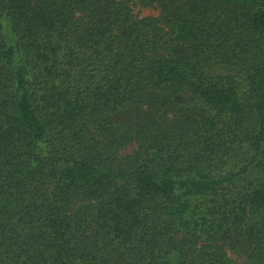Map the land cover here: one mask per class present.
<instances>
[{
  "label": "trees",
  "instance_id": "trees-1",
  "mask_svg": "<svg viewBox=\"0 0 264 264\" xmlns=\"http://www.w3.org/2000/svg\"><path fill=\"white\" fill-rule=\"evenodd\" d=\"M138 2L0 0V264H264V0Z\"/></svg>",
  "mask_w": 264,
  "mask_h": 264
},
{
  "label": "rangeland",
  "instance_id": "rangeland-1",
  "mask_svg": "<svg viewBox=\"0 0 264 264\" xmlns=\"http://www.w3.org/2000/svg\"><path fill=\"white\" fill-rule=\"evenodd\" d=\"M127 1L132 9V14L137 18H153L156 19L160 15V10L156 5L145 7L141 3L138 2V0H124ZM217 75H220L222 77L225 76V72L217 70ZM244 85H240V88H242V92H244ZM241 98L245 104V107L250 110V104L247 102V99L244 97V95H241ZM212 113H185V116H189V118H197L200 116H208ZM172 116V115H171ZM156 118L160 120L162 118L161 113H156ZM165 119L169 118V120H172L174 117H170L168 115L167 117H164ZM179 119H176L178 121ZM255 132V124L252 121V119L249 121L248 125L246 126V129L244 132H242V136L239 138H245V134L248 136V138L251 137V135ZM242 140L238 139L236 140L232 145L231 148H233L232 156L231 157V163L230 167H235L236 163H240L242 161H246L249 157L247 149H246V142H242ZM138 142L137 140L131 141L126 145V147L122 148L116 153V157L118 160H120L122 163H126V160H129L130 158H133L138 153ZM238 145H245L244 150L237 148ZM259 161L264 164V143L262 145L261 149V155L259 157ZM247 182L254 184L258 181V178L260 177L259 170L258 169H251L248 174L246 175ZM240 186V185H239ZM241 188L244 187V182H241ZM233 194L238 193L237 189L232 190ZM156 230H160L159 228H155ZM150 238L147 239V242L149 243V248L157 255H166L167 252H169L170 249H175L179 252H181L184 255L186 264H196L198 258L200 249L203 247V243L201 240H197L196 238H192L191 236H186L181 230H177V234L171 235L172 240L170 242L169 246V239L157 241L159 239H156V234H149ZM224 248V251L228 258L227 264H245L247 263V255L246 252L243 249H237L236 251H231L229 248ZM122 252H118L117 256L121 257ZM132 263V262H131Z\"/></svg>",
  "mask_w": 264,
  "mask_h": 264
}]
</instances>
